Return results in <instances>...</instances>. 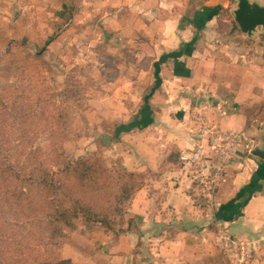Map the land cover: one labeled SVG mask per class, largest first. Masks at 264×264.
<instances>
[{
    "label": "crops",
    "instance_id": "0c3cea01",
    "mask_svg": "<svg viewBox=\"0 0 264 264\" xmlns=\"http://www.w3.org/2000/svg\"><path fill=\"white\" fill-rule=\"evenodd\" d=\"M137 3L130 25L115 30L143 49L155 83L144 102L129 111L130 103L115 110L121 123L127 122L121 119L125 110L132 112V120L147 111L151 121L116 138L127 169L155 175L130 201L138 227H132L133 220L129 230L123 227L117 252L126 254L129 240L137 262L142 246H148L146 264H214L219 254L230 264H264V159L252 153L264 144V47L248 45L260 42L258 32L247 34L251 42L224 40L215 0ZM220 6L227 8L225 1ZM242 130L254 139V147L239 150L214 205H207L180 154L209 153L219 144L211 132ZM225 231L233 240L228 249L220 239Z\"/></svg>",
    "mask_w": 264,
    "mask_h": 264
},
{
    "label": "rangeland",
    "instance_id": "374dc122",
    "mask_svg": "<svg viewBox=\"0 0 264 264\" xmlns=\"http://www.w3.org/2000/svg\"><path fill=\"white\" fill-rule=\"evenodd\" d=\"M125 1L0 0V95L11 90L20 93L18 105L25 113V123L18 124V133L13 128V135L0 134V146L1 141H9L4 146L10 147L7 153L15 171L0 169L5 172L0 173V195L7 194L11 200L12 194L7 190L17 187L26 191L20 202L33 208H24L22 219L29 221L27 226L35 234L45 233V225L41 224L48 222L52 211L50 196L46 198L49 192L33 184L31 176L43 174V166L55 175L58 185L59 180H66L63 168L68 159L99 158L110 177L102 176L100 182L86 185L75 178L68 180L70 187H83L77 195L90 205L99 200L97 191L90 187H109L106 189L118 193L123 184L137 187L155 175L127 169L120 138L114 136L115 126L122 124L115 109L130 103L129 111L144 102L155 83L153 65L143 55V49L130 44L126 36L121 37L120 30H115L120 25H130L129 14L139 7L137 0L131 4ZM215 1L217 8L223 1L227 4L217 21L223 39L254 41L235 20L237 0ZM253 1L264 5V0ZM256 31L259 45L255 41L248 45L262 49L264 28L258 26ZM9 98L12 104L14 96ZM128 111L122 112L121 117L126 123L132 121V112ZM6 116L9 118L11 112ZM125 205L121 206L125 209L122 217L115 206L108 212L114 231L102 224L90 229L82 221L74 228H65V236L56 237L58 255L77 264H146L143 260L151 259L146 256L147 245L142 246L138 262L128 239L127 253L117 252L121 233L118 230L131 228L132 220V227L138 223L137 216L129 211L130 201ZM97 210L107 212L105 205ZM12 218L8 200L0 199V221ZM222 257L219 254L214 264H230Z\"/></svg>",
    "mask_w": 264,
    "mask_h": 264
},
{
    "label": "trees",
    "instance_id": "16d2710c",
    "mask_svg": "<svg viewBox=\"0 0 264 264\" xmlns=\"http://www.w3.org/2000/svg\"><path fill=\"white\" fill-rule=\"evenodd\" d=\"M223 7L219 6L218 12L222 11ZM12 104L10 103L13 97ZM20 93H14L13 90L0 95V134H14L13 128L16 129L15 133H18L21 129L19 125H23L25 120L24 110L21 111L19 102ZM146 99V97H145ZM9 100V102L7 101ZM147 104V103H146ZM147 106L145 105L144 108ZM9 108V109H8ZM22 108V107H21ZM8 109V110H7ZM14 120L10 121L6 115L10 114ZM36 115V113H35ZM151 119L148 116V112L144 111V115L140 118H136L129 123H122L115 126L114 136H118L121 132L132 129L134 126L147 125ZM19 124V125H18ZM27 125V123H26ZM4 133V134H3ZM7 142L1 141L0 146V169H13L14 165L10 162V157L7 153L10 147L4 145ZM17 146H20L19 144ZM7 153V154H6ZM43 174L37 175L32 173L33 184H39L41 190H46L49 194L51 203L50 219L42 230L44 234H35V232L28 228V220L22 219L24 208H33L25 206L20 202L21 195L26 197V191L18 190L15 187L11 192V200L7 194L0 195V199L8 200L9 212L14 215L12 219H5L0 221V264H77L70 259L61 258L58 255V242L57 236H65V228H74L78 221H82L88 228L92 229L97 224H102L108 230L114 231L112 225V219L108 216V212L115 206V210L122 217L124 215L122 205L125 207L126 202L131 201L135 193L144 185L140 184L137 187H126L123 184L120 191H113L106 189L109 187H90V189L97 191L99 200L94 205H90L84 199L77 195L79 189L83 187H70L68 180L75 178L82 185H86L89 182H100L108 175L107 166L99 158H80L78 160L68 159L65 163L63 171L66 172V180H59L57 185L55 175H52L51 171L43 166ZM14 171V169H13ZM15 172V171H14ZM5 173V172H0ZM42 176V177H40ZM19 178V176H17ZM94 179V180H93ZM104 190H108L105 194H101ZM22 197V198H23ZM106 206L105 213L97 210ZM109 217V218H108ZM62 225V226H61ZM41 228V226H40ZM130 228V227H129ZM128 228V229H129ZM46 229V230H45ZM121 228L118 231L122 232ZM224 259L227 257L222 254ZM227 261V259H226Z\"/></svg>",
    "mask_w": 264,
    "mask_h": 264
},
{
    "label": "built area",
    "instance_id": "2783aa9c",
    "mask_svg": "<svg viewBox=\"0 0 264 264\" xmlns=\"http://www.w3.org/2000/svg\"><path fill=\"white\" fill-rule=\"evenodd\" d=\"M212 135L219 139V144L212 146L209 153L183 152L180 161L187 166L194 182L199 188V197L207 204L214 205L217 188L224 180L227 166L236 160L241 148L251 151L254 139L244 130L242 131H214ZM223 248L231 247L233 240L228 231L220 234ZM242 257H246L247 249L241 243Z\"/></svg>",
    "mask_w": 264,
    "mask_h": 264
},
{
    "label": "water",
    "instance_id": "95a60500",
    "mask_svg": "<svg viewBox=\"0 0 264 264\" xmlns=\"http://www.w3.org/2000/svg\"><path fill=\"white\" fill-rule=\"evenodd\" d=\"M234 15L241 30L249 36L253 35L258 26L264 28V5L257 1L237 0ZM252 153L264 159V144L255 147Z\"/></svg>",
    "mask_w": 264,
    "mask_h": 264
}]
</instances>
